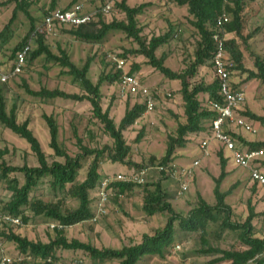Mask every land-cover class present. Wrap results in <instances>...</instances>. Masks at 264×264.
<instances>
[{
    "label": "rangeland",
    "instance_id": "374dc122",
    "mask_svg": "<svg viewBox=\"0 0 264 264\" xmlns=\"http://www.w3.org/2000/svg\"><path fill=\"white\" fill-rule=\"evenodd\" d=\"M71 0H64L65 6ZM122 0H80L86 10H94L104 3L110 4L111 11L104 17L106 22L124 20L125 15L117 7ZM130 7L148 3L143 13L137 17L138 26L141 28V39L146 44L154 36H161L172 30V38L155 51V56L165 57L164 65L173 72L181 73L194 60V52L199 40V35L191 25V17L187 8L176 4L174 0H125ZM67 2V3H66ZM63 4V3H62ZM51 6V0H32L28 11L35 20V26L41 27L46 11ZM14 3L8 0H0V32L8 24ZM254 16L247 23L246 31L254 33L249 40V49L264 61V0H256L249 5ZM45 33V32H44ZM30 35V37H29ZM29 37V38H28ZM31 42V49L35 50L36 35L30 34V20L22 13L17 12L15 21L0 38V58L5 62H11L12 52L24 39ZM44 42L49 50L60 55L63 50L70 61L77 67H82L90 59L91 64L88 78L92 83H97L100 76L114 73L117 70L115 60H124L121 74L114 83L104 82L101 86V108L108 110L109 116L118 125L125 114L126 109L134 105L143 104L146 88L155 97V108L152 112H144L142 116L123 135L130 147L127 160L140 164L144 167L160 164V159L166 151L169 136H174L178 124L185 121L183 101L179 93L180 82L170 80L147 64L144 56L134 54L139 50V44L133 39L127 38L121 32L110 33L101 44L85 43L76 40L71 35L57 28L51 34H46ZM67 69H61L53 62H48L40 57L33 62H27L22 73L12 78L6 84H0V95L5 102L6 111H15L17 121H28L29 127L38 139L48 162L62 159L54 156L49 148V133L43 114L52 115L59 127V142L66 152L74 157L79 153L76 135L82 145L88 148L101 149L111 146L112 140L104 133L99 121L92 117L91 106L88 102H75L71 100H42L27 93L39 91L41 88L49 90L59 89L66 93L84 94L72 76L66 73ZM249 71H256L254 60L247 53L243 56L242 69H236L232 76L235 85L245 91L246 100L241 110L236 111V116H243L256 130L255 134H248L239 128L231 126L232 132L241 135L248 141L264 142V127L256 120L245 114H253L264 117V84L258 79H247ZM123 72H133L139 80L140 91L135 96H123L120 94L119 80ZM213 70L206 62L199 68L197 75L191 84L199 82L210 83L213 81ZM169 94V96H167ZM202 104L206 105L207 97L200 94ZM144 105V104H143ZM141 134L139 141L136 136ZM202 137L191 135L185 148L177 149L174 154V164L191 165L195 158H200L199 166L193 172L188 190L181 196H177L178 186L174 180H169L163 175L154 173L147 178L145 184H151L160 180L163 190L169 195V202L176 212L183 215L197 203V193L210 205L215 204L213 195V178L220 173L218 153L220 144L210 140L209 155L203 157L197 145ZM7 149L8 153L3 160L11 166H37V161L31 153L25 140L13 134L0 124V150ZM225 153V152H224ZM224 155H227L225 153ZM154 162L151 163V159ZM92 157L86 158L78 171L76 181L82 182L87 174ZM264 169V166H262ZM135 168V167H134ZM133 167L112 163L103 158L101 171L103 175L116 172H129ZM228 176L223 180L220 190H230L226 197V203L230 206L232 215L231 222L243 223L248 215L250 204L256 217L252 221L254 236L264 238V192L257 189L249 179L248 172L235 167L231 162L227 163ZM19 184L23 183L22 174L15 173ZM0 185V205L7 202L10 193ZM144 186H136L123 195H112L107 204L106 215L97 219L96 222L85 221L64 229L68 240H78L90 243L92 246L101 248L120 249L141 241L143 234H153L155 229L163 227L166 222V214L145 215L141 209L143 202ZM54 192L48 179H43L31 193L30 197L43 202H61L64 209H74L78 206L75 199L67 190ZM150 188H152L150 186ZM95 190L89 192L93 200ZM27 223L21 226L8 228L14 234L20 235L31 241L47 243L55 237L43 217L34 215L29 209L24 212ZM54 223V222H53ZM2 227H0V231ZM8 231V230H7ZM206 243L200 238L199 232L182 233L176 237L173 244L167 249L163 259L158 257H146L139 264H211L220 255L213 252L204 253L208 248L219 250H242L235 232L222 231L217 224L210 223L207 227ZM4 254L11 259H16L12 264H21L19 252L13 243L0 236V256ZM56 264H118L117 261L92 260L80 251L58 250L56 252ZM24 258L22 259V261ZM32 264L31 259L24 261ZM23 262V263H24ZM225 264V263H220Z\"/></svg>",
    "mask_w": 264,
    "mask_h": 264
},
{
    "label": "trees",
    "instance_id": "16d2710c",
    "mask_svg": "<svg viewBox=\"0 0 264 264\" xmlns=\"http://www.w3.org/2000/svg\"><path fill=\"white\" fill-rule=\"evenodd\" d=\"M32 0H8V3H14L11 18L4 30L0 32V38L10 28L15 21L17 12H22L30 20V34L36 35L37 47L30 51L27 62L44 57L48 62H53L61 69H67L66 73L72 76L74 82H77L84 94L66 93L59 89L49 90L41 88L39 91L27 89V93L42 100H71L75 102H88L91 106L92 117L102 125L104 133L112 140L111 146H104L101 149L88 148L82 145L81 140L74 131L77 139L79 153L74 157L70 156L59 142V127L52 115L43 114L42 118L47 125L49 133V148L53 151L55 157L61 161L53 160L48 162L41 145L29 127L28 121L19 123L15 111L11 109L6 111L5 102L0 95V124L13 134L26 141L31 153L34 155L37 166L8 165L3 157L8 153L7 149L0 150V185L10 193L7 202L0 205V211L14 217H19L22 223H27L28 218L24 212L29 209L34 215L43 217L47 223L59 224L64 229L85 222L91 221L94 216L92 208L93 200L89 192L96 189L102 178L105 176L101 171V163L106 158L112 163L133 167V170H139L144 166L135 164L127 160L130 153V147L124 138V131L132 126L145 112V105L137 104L126 109L124 116L117 125L109 116V111H103L101 108V86L104 82L114 83L121 74L120 70L99 77L97 83H92L88 78L91 60L88 59L82 67L75 66L68 55L61 50L60 55L53 54L44 42V30H37L35 20L30 16L28 8ZM80 0H71L61 6L69 8L79 3ZM178 6L186 7L188 15L191 17L190 23L199 35V40L194 52V60L181 73H176L165 67V57L155 56V51L162 45L168 43L172 38V30L161 36L152 37L146 44L141 39V28L138 26L137 17L143 13L148 3L130 7L122 0L117 7L125 15L124 20H113L106 22L105 15L98 13L94 20L78 27L60 28L65 33L71 35L76 40L85 43L101 44L105 38L113 32H121L127 38L133 39L139 44V50L134 54L142 55L146 58L147 64L160 72L170 80L180 82L179 93L183 101V111L185 121L178 124L174 136H169L166 151L160 159L161 165L174 163V154L177 149L185 148L189 143L191 135L199 136L203 139L211 135V121L216 118V112L212 110L210 103L222 102L219 94L218 81L214 78L210 83L199 82L191 84L198 73L200 67L205 66L206 62L211 65V59L214 53V44L212 35L216 32V18L225 11L230 21L225 24L224 31L227 34L225 48L231 60L234 61L236 69H242L244 54H248L254 60L256 71H249L247 79H258L264 84V61L256 54L250 51L249 40L254 33L247 32L246 27L249 20L254 16L253 10L249 5L256 0H174ZM104 3L103 5H105ZM102 5V6H103ZM56 6V0H51L49 9ZM48 11V10H47ZM46 11V13H47ZM45 13V15H46ZM44 15V16H45ZM43 21V20H42ZM30 37V35H29ZM28 37V38H29ZM28 39H24L14 48L11 56L13 61L16 52L24 46ZM1 48V47H0ZM26 65V64H25ZM25 67V66H24ZM24 69V68H23ZM231 75L233 89L241 87L234 84ZM133 75V72H127ZM4 85V84H3ZM206 96V105L202 104L199 95ZM253 120H256L264 127V117H258L253 114H245ZM230 133L233 140L237 142L241 149H264V142L248 141L241 135ZM141 134L136 136L139 141ZM197 144H199V141ZM92 157L89 163L88 171L82 182H77L78 171L86 158ZM220 173L213 178V195L215 204H208L199 193H197V203L188 212L183 215L176 212L169 202V195L163 190L160 180L151 184H144V197L142 202V211L145 215L153 216L156 214H166V222L163 227L155 229L153 234H143L141 241L130 246H123L120 249L101 248L98 249L90 243H83L78 240H68L65 237L64 229H55V237L47 243L40 241H31L20 235L9 231L14 227L7 224H1L0 236L5 237L10 243H13L26 264L27 259L32 260V264H56V252L60 249L67 251H80L90 257L92 260L117 261L118 264H139L146 257L164 258L167 249L176 240L179 232L196 233L199 232L200 238L206 243L207 227L210 223L217 224L222 231L229 230L235 232L241 245L245 247L242 250H219L208 248L204 253L213 252L220 256L213 260L211 264H264V238L254 236L253 219L256 217L253 207L248 205V215L243 223L231 222L232 211L226 203V197L230 190L223 192L220 190L221 183L228 176L226 170L229 158L224 155L222 149L218 153ZM154 158L150 161L154 162ZM264 166V162H263ZM135 167V168H134ZM15 173L22 174L23 183L12 176ZM168 179V176L164 175ZM43 179H48L50 187L54 192H65L67 185H70L67 192L78 200V206L74 209H64L61 202H43L30 197L31 193ZM170 180V179H169ZM259 189V187L253 183ZM137 185L114 183L113 192L116 195H123ZM143 186V185H142ZM150 186L152 188H150ZM9 228V229H8ZM8 230V231H7ZM50 259V262L47 260ZM24 262V263H23Z\"/></svg>",
    "mask_w": 264,
    "mask_h": 264
},
{
    "label": "built area",
    "instance_id": "2783aa9c",
    "mask_svg": "<svg viewBox=\"0 0 264 264\" xmlns=\"http://www.w3.org/2000/svg\"><path fill=\"white\" fill-rule=\"evenodd\" d=\"M64 0H56V6L53 9H48L46 15L43 17L41 23V30L46 34H51L57 28H71L87 24L94 20L98 13L108 15L111 11L110 4H105L94 10H86L82 4H75L69 8L62 5ZM230 21L228 14L223 11L215 20L216 32L212 35L214 44V53L211 59L212 70L214 78L218 81L219 94L222 102H212L210 106L216 112V118L210 123L211 135L199 141L198 147L203 156L209 155L210 140H215L220 144V149L228 154L229 162L235 167L242 168L248 172L249 179L255 183L264 192V149H241L237 142L232 139L231 126L239 128L246 133L255 134L256 130L243 116H236V111L241 110L246 100L245 91L242 88L233 89L231 82V75L234 71L235 63L230 59L229 54L225 48V41L227 34L224 31V26ZM39 30V28H37ZM31 51V42L22 46L15 54L13 61L5 62L0 58V84H6L12 78L20 75L26 64V59ZM117 69L122 70L124 60H115ZM120 94L123 96H135L140 91L139 80L134 75H129L123 72L119 80ZM145 94L144 102L145 112H152L155 108V97L152 93L143 89ZM169 96V94L167 95ZM224 153V154H225ZM200 160H193L189 166H176L174 163L167 165L156 164L154 166L143 167L139 170H131L129 172L105 175L100 184L95 189L93 197L92 208L94 216L91 222H96L97 219L106 215L107 204L113 194L112 184L124 183L142 186L147 182V178L154 173L159 175H166L169 179L177 183V196L183 195L190 185L193 178L194 170L199 166ZM7 224L14 227L22 225L19 217H14L0 211V226ZM49 228L64 229L65 227L50 223ZM16 259L2 254L0 256V264H12ZM22 261V257L17 258ZM50 262V259L47 260ZM55 264V263H53Z\"/></svg>",
    "mask_w": 264,
    "mask_h": 264
},
{
    "label": "crops",
    "instance_id": "0c3cea01",
    "mask_svg": "<svg viewBox=\"0 0 264 264\" xmlns=\"http://www.w3.org/2000/svg\"><path fill=\"white\" fill-rule=\"evenodd\" d=\"M198 145V144H197ZM200 151V150H199ZM203 156V155H202ZM203 157H207V156H203ZM196 159H200V158H195L194 160H196ZM183 167L184 166H188V165H182ZM117 173V172H116Z\"/></svg>",
    "mask_w": 264,
    "mask_h": 264
}]
</instances>
